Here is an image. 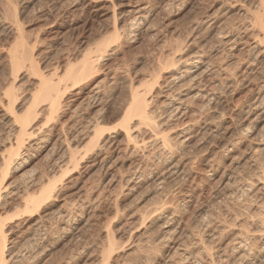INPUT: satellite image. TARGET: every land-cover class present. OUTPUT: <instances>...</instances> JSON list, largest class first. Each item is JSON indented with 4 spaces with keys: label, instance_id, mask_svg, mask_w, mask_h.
I'll use <instances>...</instances> for the list:
<instances>
[{
    "label": "rangeland",
    "instance_id": "obj_1",
    "mask_svg": "<svg viewBox=\"0 0 264 264\" xmlns=\"http://www.w3.org/2000/svg\"><path fill=\"white\" fill-rule=\"evenodd\" d=\"M260 1L261 0H0V154L3 151V144L7 137H9L13 128L10 120H6L8 116H4V114L8 112V103H6L7 101L4 93L10 92V94H12L13 101H15V104L12 103V106L16 108L15 112L22 114L26 111L25 109L28 107L27 104H30V102L27 101H30L32 95L40 89L41 76L57 83L59 80L63 83L70 82L65 76L66 70L70 66H74L75 68V66L78 65L76 68L78 69L82 64L85 54L95 57L104 53L102 55L104 56L102 57L103 59L100 57V62L95 68L96 71H94V75H92V77L91 75L90 77L88 76L87 78L89 79H85V81L84 79L80 81L75 90L73 88L69 90L68 88L66 89L71 83H61V85H59V88L61 86L62 90L59 109L51 115L52 117L49 118L50 120L46 119L48 125H45L49 128L44 126V128L46 127L44 129L45 132H49L50 130L54 131L50 143L46 145V147L43 146L41 140L45 132H41L37 136H34L35 139L33 138V140L30 141L32 147L29 149L30 152L28 151L27 153L30 159L24 170V179L30 180L32 176L36 177L39 176V174L40 176L49 175L50 179L52 177L55 178L53 181L57 188L56 192L58 193L55 194L56 198L54 197V199L46 201L43 204V210L40 209L38 212L30 215V217L25 214L14 216V213H18L15 211L5 213V215L7 214L6 216L3 215V218H7L5 223L9 226V228H7V233L9 232L8 234L10 235L7 236V240L14 239L15 243L12 244L10 243L11 240L8 241V248H11L10 250L13 251V253L16 252L17 255L21 256L20 261H18L19 264H97L100 263L102 258L100 255H103L105 252L104 250H106L104 247L107 246L108 249L111 243L114 245L112 264H117L119 262L122 264V260L125 259L124 262L127 264H132L141 259L142 261L145 259L147 261L146 264H152L154 262L156 264H164L169 254L171 256L170 252H173L172 250L174 247L176 248L179 244L188 248L194 246L189 247L188 245L190 242L191 245L193 244V238L188 236L189 227L187 225L190 224V228H192V225L197 226L198 223L196 222L197 219L199 220L198 216L202 212V216L204 215L203 217L208 219L207 222L211 219V221H213V219L218 217L217 221L214 220L215 223L213 221L214 224L211 223V231L213 234L217 233L216 235H218H215V240L211 238L208 241V244L210 243L211 245L210 247L214 249L212 253H217L219 256L225 255L223 253H229L223 256V258L228 260L224 264H230L232 262L231 259H234L232 263L235 262L236 257H234L235 254L232 248L234 247L233 237L244 227V224H246L245 226L247 227L250 226V219L253 215H248V212L252 210L251 212L255 214L260 202H264V196H262L264 193L262 190H257L252 194L255 198L250 195L247 197L249 198L248 201L247 198H240V202L239 200H227L223 193V187L230 177L231 179L228 185H230L231 190L234 191L236 189L238 190L242 185V181H244L243 178L246 180L245 177L248 178V175L258 174L256 173L258 170L252 169L255 168L253 164L251 165V163H253L252 160L254 161L256 159L255 162L259 160H262L261 163L264 162V157L261 159L258 157L257 159V156H251L250 146H247L250 144L246 139H243L242 142L240 140V143L237 142L235 146H230L231 148L229 147L228 149H226L225 145L230 141L232 135L236 131L235 129L238 123L243 122L248 124V120H250L248 119L250 116L247 114L248 107L253 105L255 99L260 97L262 99L264 97V44L262 43L263 45L261 47H255L254 45L257 40L255 37L259 34V30L256 29H260V24L256 22L255 26L254 17H256L258 12L254 14L253 11H257L256 9ZM256 5L257 7L255 9L254 7ZM133 6L140 8L145 7L144 9H146L145 11L148 13V18L145 19L143 25H140V27H129L133 17L135 18L136 16L134 15L136 13H134ZM129 10L131 13L128 14L127 12ZM252 23L254 24L253 26L251 25ZM254 39L256 40L254 41ZM103 42L110 48V51L107 49L108 53L102 51L101 53L98 51V45ZM179 50L181 51L179 52ZM12 52H17L19 55L24 52L26 55L30 56V61L14 69L9 56ZM168 54H170L169 56L172 54L170 59L173 58V55L175 57L179 55L178 57L184 58L183 60L198 56L202 58V61L208 65L211 72L202 76L201 80L204 84V92L207 95L208 92L212 93L215 89L213 92L216 91L217 96H220L217 99L219 103L215 101L218 104L215 106L213 105L214 109L210 108V106H206V98H200V100L197 99L189 103V105L191 104L188 108L190 112L186 113L185 117L183 116L178 120L172 119L170 123L169 121L166 122L164 126L165 129L170 130V134H173L185 128V124H187L186 126H191V123L196 121L197 123L194 122L193 126L195 127L194 130L198 133L196 135L197 137L192 140L190 147L186 149L185 152H180V154L176 155V162H180L178 170L180 173L178 174L177 172L173 174V176H170L175 179L168 177L167 180H165L166 182L162 184V182L159 181L164 177L162 174H165V169L162 165L164 162L162 161L166 160L167 155L159 156L156 147L150 144L147 145L150 147L152 146L151 148L144 146L141 149L139 148L141 151H138V149L137 151H133L134 153L130 151V145L126 142L120 123L125 114V108L123 109V107L127 105L128 99H131V95L129 94L131 92L130 88L135 86L134 88L141 87L140 89H144L147 87L145 89H148L152 80L158 77V84L154 85L150 94V97L153 96L154 102H151L149 107L152 106L150 109L156 112L154 114H160V104L164 100L162 94L166 90L164 84L168 76L165 70L162 71V68L166 64L165 61L169 60ZM210 63L211 66H209ZM223 81L227 82V85L221 86L222 84H226ZM207 86L209 88H206ZM212 87L213 89L210 90ZM218 87H220L219 91H217ZM80 90L82 95H76L75 93ZM94 91L96 92L95 94H93ZM90 97H92L93 100ZM6 105L7 110L5 109ZM201 112L203 114H201ZM41 115L42 116L37 120L39 124H42V122L45 123L44 116H46V114ZM46 118H48V116H46ZM190 119L194 121L191 122ZM92 120H99L100 122L98 123L103 126L102 133L95 135L94 138L96 139L101 136L103 138L115 137L116 143L114 147L109 151H101L99 158H97L95 162H93L92 157L84 158L83 161L80 160V156H78L79 164H72L69 162L70 165L67 163V167L64 165L62 168L64 170H56L55 165H57V162L63 158L62 156L64 153H68L67 150L69 149L66 150V148L71 146L72 148L70 149L72 150L75 146L78 148L76 150L74 148V150L76 152L79 150V152L82 153L80 150L82 147L75 145L76 143L71 140V137L77 129ZM44 123L42 125H44ZM198 124L200 127H196ZM167 125H170L167 127L168 129L166 128ZM216 125L220 126V134H222V136L219 135L217 139H213V136H211L213 133L210 131L214 129ZM169 128L174 129L171 131L172 129ZM203 131H206V134ZM201 132L203 134H200ZM208 134L209 136H207ZM144 137V133H141L138 140ZM65 138H67V140ZM67 144H69V147H66ZM64 149L66 152H64ZM183 153H185L188 158H185ZM179 155L184 158L181 159L182 157ZM250 156L253 158H251L252 160ZM156 159L160 160L159 162L157 160V162L160 167L162 166V169H159ZM248 161L251 163L249 164ZM186 164L188 165L186 166ZM237 165L240 166L239 169ZM245 166H247V168ZM132 167L135 169L138 167L137 169L139 172L137 169L134 171ZM53 168L55 169L54 171L58 172H55L57 174L53 173ZM184 168L185 170H183ZM252 170H255V172H251ZM132 171L136 172V180L134 181L132 179L135 178L133 176L135 173H131ZM181 171L183 172L181 173ZM137 175L142 177L138 178ZM176 175L177 177H175ZM232 176L238 177L234 178ZM130 177V181L125 179ZM167 182L168 186L166 184ZM223 183H225V185ZM128 184H131V188ZM161 189L163 191H161ZM219 193L223 195L221 196ZM96 197L97 200L95 199ZM261 197L263 200L256 199H261ZM222 198L224 199L223 201ZM88 199L89 202L86 203L85 201H88ZM92 200L95 202H92ZM245 200L247 202H245ZM249 201L253 203L250 204L248 203ZM166 202L169 205L166 204ZM90 203H93L92 206ZM164 203L166 206L170 207L173 205V208H181L182 206L181 209L185 217L183 216L181 220H176V223L173 222V225L168 218L165 219L166 221L154 225L153 219L155 217L153 215V210L157 206L165 205ZM75 204L77 205L75 206ZM225 204L228 206L227 208H225ZM255 205H257V207ZM87 206H89V208ZM183 207L186 209L185 212L187 214H185V209ZM232 207L236 209L234 208L233 211ZM248 207L252 209L250 210ZM214 209H216V212ZM244 209L248 212H245ZM235 210L238 211V213ZM60 213L62 214L61 217L63 216L65 218L67 215L73 218L74 216H78L79 218L82 213L84 221L82 224L83 227L80 225V229L73 231V235L72 233L63 234L64 231H62L61 227L63 220L59 217ZM143 213L147 216L143 217ZM215 213L218 216H216ZM235 213L237 216L232 215ZM241 213L245 214V216ZM43 214L44 216H41ZM65 214L67 215L64 216ZM212 216H216V218H212ZM88 217L90 218L89 220L86 219ZM244 217H247L246 220L249 217L248 223L245 222L246 220ZM136 218H138L137 220L140 221L141 224L143 222L145 224L143 223L141 226ZM142 218H145L144 221H142ZM37 219H42L44 223L46 222L45 225L44 223L41 224L43 226L40 228V232L37 231L40 237L42 236L44 239L36 237V240L38 239L39 241H36V243H38V245L41 244L40 247L44 244L45 248L43 247V250H45L43 251L41 248L43 251L40 250L42 256L41 253H39L40 255L34 259L33 257H28L31 251V246L29 244L34 245L36 243H29L27 241L32 238L31 235L36 231L35 229L37 227H35V222L38 221ZM60 219L61 221H59ZM189 219L190 221L192 220L191 223ZM219 219L221 220L219 221ZM233 219L235 222H232ZM237 219L238 221H236ZM25 220L27 221L25 222ZM47 220L49 221L48 223ZM224 220L228 221L225 222ZM168 221L169 224L167 225L169 226L166 229L168 230L173 227L170 229L171 233L168 234L163 231L160 233V230L163 228L162 226ZM185 221L187 223L186 225L184 224V226L185 228L188 227L186 228L187 231L183 226ZM218 221L220 223L224 222L223 224L226 227ZM148 222L151 223V225ZM227 222H232V224L230 223V226H228L229 223ZM178 223L180 225H178ZM19 224L22 229H20ZM15 225H17V229H15ZM49 225H52V229L49 228ZM57 225L59 227L58 229ZM31 226L33 227L31 228ZM178 226L180 227L178 228ZM136 227L137 229L135 231L132 230V228L134 229ZM157 227H161V229ZM202 227L204 228V226ZM28 228L30 230H28ZM53 228H55V230ZM155 228L158 230L155 231ZM142 230H146L147 232H143ZM181 230H185V233H182ZM51 232H54L53 236L50 235ZM152 232H155V234L157 232L156 236ZM106 233H109L108 235H110L111 238L105 236ZM144 233L151 236L148 237L144 235ZM183 234H185V237ZM46 235H48V237ZM178 235H181L183 239H180L182 237ZM138 236H140L139 240ZM132 237L135 239L134 241H136L137 245H135ZM218 237L220 242L217 241L219 240L217 239ZM108 238H110V241H108ZM140 238L143 239V241ZM144 239L146 241H144ZM227 239H231L233 242L231 241L229 243ZM147 240L154 242V246L153 243L149 245ZM182 241L188 243L184 244ZM47 242L50 247H47ZM258 242L259 246H261L260 241ZM169 243L171 246L168 245ZM138 245H142L145 251L143 252V250H141L142 246H140V249H138L141 250V252H138L139 250L136 247ZM225 245H227V249ZM146 246H152L153 248L150 249L148 247L149 249H147ZM158 246L161 247L158 248ZM222 247H225V250H223ZM163 253L166 254L164 255ZM150 254L153 255L151 256ZM158 254L162 259L159 258L160 256H157ZM125 255L128 257H125ZM129 257L131 259H129ZM92 261L96 262L93 263ZM15 264L18 263L16 262Z\"/></svg>",
    "mask_w": 264,
    "mask_h": 264
},
{
    "label": "bare ground",
    "instance_id": "obj_2",
    "mask_svg": "<svg viewBox=\"0 0 264 264\" xmlns=\"http://www.w3.org/2000/svg\"><path fill=\"white\" fill-rule=\"evenodd\" d=\"M259 3V2H258ZM257 3V4H258ZM134 7V6H133ZM257 5L254 7L256 9ZM145 8V7H144ZM144 8H140V7H134V15L135 18L133 17L132 19V22L129 24L130 26L129 27H137L140 25H143L144 21L146 18H148L147 14L146 13V9ZM254 9V10H255ZM132 10V9H131ZM257 11H253V13L255 14V12L257 13L256 17H254V21H255V26H256V22L260 24V29H256V30H259V34H257V37H255L256 39H254L255 43V47H258V46H262L264 44V0H261L260 3H259V6L257 7L256 9ZM248 12V11H247ZM125 13V12H124ZM128 14L131 13V11L129 10L127 12ZM249 15V12L247 13ZM253 14V15H254ZM252 16V15H251ZM255 16V15H254ZM253 18V17H252ZM251 24L252 26L254 24ZM254 26V28H255ZM138 27V28H139ZM257 28V27H256ZM129 30V29H128ZM131 30V29H130ZM255 31V29H254ZM131 32V31H129ZM256 32V31H255ZM108 41V40H107ZM109 42V41H108ZM263 43V44H262ZM98 51L99 52H106L108 53V50L110 49L109 46L106 44V43H101L100 45H98ZM108 47V48H107ZM111 47V46H110ZM108 49V50H107ZM24 50V49H23ZM110 51V50H109ZM178 51V50H177ZM181 50H179L180 52ZM101 52V53H102ZM262 53V52H261ZM11 54V55H10ZM9 56H10V62L13 64L12 66H14L13 68L15 69L18 68L19 66H21V64L25 63V62H29L30 61V56L29 55H26L24 52L21 53L20 55L17 53V52H12L10 53ZM104 53H102L101 55H97V56H88L87 54H85V56H83V61H82V64L81 66L77 68V66H70L67 70H66V73H65V76L66 78H68L67 80L70 81V82H60V80L57 82H53L52 80H48L44 77H40V89H38V91L32 95L30 101H27V102H30V104L28 105L27 104V108L25 109L26 111L22 114L20 113H17L15 112V109L16 108H13V104H15V101H13V97H12V94H10V92H6L4 93L5 94V98H6V103H8V110L6 109L7 108V105L5 107V109L8 111L7 114H4V116H8V119L6 120H10L11 122V125H12V132L10 133L9 137H7L6 141L4 142V146H2V152L0 154V264H15L16 262L19 264L18 261H20V258L21 256L20 255H17L16 252L13 253V251H11L10 249L11 248H8V241H10V237L9 239L10 240H7V236L10 235L7 233V228H9V226L5 223L6 222V219L5 217L3 218V215H5V213H8V212H18L17 214L14 213V216H20L19 214H25L26 216L29 215H33L34 213L38 212L40 209L43 210V204L46 202V201H50L51 199H54L55 197V194H57L58 192H56V186H55V183H54V179L55 178H51L48 176H36V177H31L30 180H25L24 179V170L26 168V166L28 165L29 163V155H27L29 149H31L32 147V144L30 145V141L33 140V138L35 139L34 136H37L38 134H40L41 132H45V128L47 127V123L46 121L47 120H50L49 118L52 117L51 115L53 113H55L58 109H59V104H60V94L61 93V86L59 88V85H61V83L63 84H66V83H71V85L69 84V87H66V89L68 88L71 89L73 88L75 90V88H77L78 86V83L80 81H82L84 79H89L87 78L88 76L92 77V75H94V71H96V66H98L97 64L100 62V57H104L102 56ZM175 54V53H174ZM91 55V54H90ZM170 54H168L169 56ZM167 56V57H168ZM172 56V54H171ZM169 56V60L168 61H165L166 64L165 66L163 67L162 65V71H166V74L168 75L167 76V80L165 82V88L166 90L163 92L162 94V97L164 98L163 102L160 104L161 106V110H160V114L159 115H156L154 113V111H152L150 108L152 107H149L150 106V103L151 102H154L153 100V96L150 97V94H151V91H152V88L154 87V85H157L158 84V76H155V77H158V78H155L153 79L152 77V83L150 84L149 88L151 89H145L147 87H143L144 89H140L138 87L134 88L135 86H132L130 89H131V92L129 93L131 95V99H128V103L125 107H123V109L125 108V111H124V116L122 118V121L120 123V127H121V130L122 132L124 133V136H125V139H126V142L128 143V145H130V151H141L139 150V148L141 149L142 147L146 146V147H150L148 146L149 144L150 145H154V147H156L157 151L160 153H158V155H162V156H166L167 155V158L165 161H162L164 162L163 167L165 169V174H162L164 175V177L161 178V180H159L160 182H162V184H164L163 182H166L165 180H167L168 177L170 176H173V174L177 173L178 170H179V164L180 162L178 161V158H177V161L176 162V155L180 154V152H185L186 149H188L190 147V144L192 142V140L194 138H196L197 136V133L196 130H194V126H193V123L196 122L192 119H190L191 122V126H186L187 124L184 125L185 128H183L181 131H176L177 133H171L170 134V130H166L165 129V125H166V122L169 121L170 123V120H174V119H179L181 117H185L186 113L190 112L188 111V108L189 106H191V104L189 105V103H191L192 101L194 100H197L200 98H206V106H210V108H213V105L215 106L216 104H218L219 102L217 101L218 97L220 96H217L216 94V91L212 93H209L206 95V93L204 92V84H203V81L201 80L202 79V76H204V74L207 75L208 72H210L209 70V67L208 65H206L204 63V61H202V58H200L199 56L198 57H194V58H190L188 60H183L184 58L182 57H175L173 55V58L170 59ZM181 56V55H180ZM103 59V58H102ZM10 63V64H11ZM164 64V63H163ZM209 66H211V63L209 64ZM161 67V66H160ZM211 68V67H210ZM214 70V69H213ZM160 71V70H159ZM215 71V70H214ZM217 72V71H215ZM219 72V71H218ZM211 73V72H210ZM213 73V72H212ZM216 74V73H215ZM157 75V74H156ZM65 78V79H66ZM226 79V78H224ZM63 80V79H62ZM65 81V80H63ZM219 81V80H218ZM151 82V81H150ZM222 82V80H221ZM221 82H218V83H221ZM225 82V81H223ZM60 83V84H59ZM226 84H222L221 86L223 85H227V82H225ZM218 85V84H217ZM64 86V85H63ZM67 86V85H66ZM71 86V87H70ZM213 86V85H212ZM220 86V87H221ZM65 87V86H64ZM214 87V86H213ZM213 87L210 89L212 90ZM218 87V90L219 91V88ZM225 87V86H224ZM63 88V87H62ZM81 88V86H80ZM134 88V89H132ZM206 88H209L208 86ZM215 88V87H214ZM65 89V90H66ZM223 89V87H222ZM67 90V91H68ZM79 90V89H78ZM221 90V89H220ZM8 91V90H7ZM66 91V92H67ZM93 91V90H92ZM98 91V90H97ZM209 91V90H208ZM207 92V91H206ZM96 92L94 91L93 94H95ZM98 93V92H97ZM218 93V92H217ZM3 94V95H4ZM76 95L80 96L82 95L81 93V90L77 93H75ZM129 95V96H130ZM95 96V95H94ZM93 96V97H94ZM97 96V95H96ZM77 97V96H76ZM263 97V96H262ZM82 98V97H80ZM92 100L93 98L90 97ZM257 98V97H256ZM264 98V97H263ZM262 98V99H263ZM84 99V98H83ZM261 97L260 98H257L253 101V105H251V107L249 106L248 107V111H247V114L250 116V118H247L250 119L248 120V124L246 123H243V122H240L237 124L236 126V131L234 132V134L232 135L231 139L229 142H227L226 145V149H228L230 146L233 147L235 146V144L237 142L240 143V140L242 142L243 139H246L250 145H247V146H250V151H251V156L254 157V156H257V159L258 157L261 159L264 157V99L262 100ZM85 100V99H84ZM130 100V101H129ZM90 101V99H89ZM98 101V100H97ZM215 101H217L218 103H216ZM94 102V101H93ZM126 102V101H125ZM252 102V101H251ZM5 103V102H4ZM122 103V102H121ZM205 103V102H204ZM123 105V106H124ZM15 107V106H14ZM217 107V106H216ZM204 108V107H203ZM207 108V107H206ZM208 108V109H210ZM154 109V108H153ZM198 109V108H197ZM216 109V108H215ZM157 110V109H156ZM199 110V109H198ZM217 110V109H216ZM158 111V110H157ZM200 111H201V108H200ZM212 111V110H211ZM159 112V111H158ZM196 112V111H195ZM213 112V111H212ZM218 112V111H217ZM41 114H46V116H48V118H46V116H44L45 118V123L42 122V124L44 123V125H42L41 123L39 124L37 122L38 118L41 117L42 115ZM199 114V113H197ZM201 114H203L201 112ZM189 115V114H188ZM187 115V116H188ZM200 115V114H199ZM218 115V114H217ZM96 117V116H95ZM203 117V116H202ZM7 118V117H6ZM97 118V117H96ZM94 118V119H96ZM99 118V117H98ZM218 118V116H217ZM222 118V117H221ZM47 119V120H46ZM195 119V118H194ZM215 119V118H214ZM213 119V120H214ZM219 119V118H218ZM221 120V119H220ZM219 121V120H218ZM8 122V121H7ZM98 122H100L99 120H95V121H88L86 123V125L82 126L81 128L77 129L76 132H74V135L71 137V140L73 142H75L76 144L75 145H78L79 147H82L80 150L82 151V153L79 152V150H77V152L75 151L77 148L74 146V148L71 150L70 148H72L71 146L69 147L67 144L66 147H69V148H66L69 149L67 150L68 153H62V159L57 162V165L56 166V170H64L62 169L64 167V165L67 167V163L70 165V163H75V164H79L78 161L79 159L80 160H83L84 158L86 159L87 157H92L93 158V162L97 161V158H99V155L101 153V151H109L111 148L114 147V144L116 143V139L115 137H110V138H103L102 136L101 137H97L99 139H95L94 136L99 134V133H102L103 131V126H101V124H99ZM168 123V124H169ZM197 123V122H196ZM199 123V122H198ZM220 123V122H219ZM9 124V122H8ZM47 124V125H45ZM200 124V123H199ZM196 125L197 126H199ZM214 124V123H213ZM216 124V122H215ZM218 124V123H217ZM222 124V123H221ZM220 124V126H221ZM210 125V124H209ZM44 126H46L44 128ZM170 126V125H169ZM168 125L166 126L169 127ZM183 126V125H182ZM208 126V125H207ZM219 125H216L214 127V129H212L210 132L213 133V139H217V137L219 135L222 136V134H220V126L218 127ZM172 127V126H171ZM200 127V126H199ZM224 127V126H223ZM234 127V126H233ZM49 128V127H47ZM207 128V127H206ZM210 128V127H208ZM168 129V128H167ZM169 129H172V128H169ZM174 129V128H173ZM173 129L171 131H173ZM198 129V128H197ZM202 129V128H200ZM199 129V130H200ZM205 129V128H204ZM224 129V128H223ZM64 130V129H63ZM198 130V131H199ZM226 130V129H225ZM61 131V130H60ZM234 131V130H233ZM59 132V131H58ZM204 133L206 131H203ZM232 132V131H231ZM53 133L54 131L50 130L49 132H45V135L43 136L42 138V142H43V146L46 147V145H48L51 141V138L53 136ZM141 133H144L145 137L144 138H141V140H138L139 137H140V134ZM209 133V132H208ZM226 133V132H225ZM57 134V133H56ZM200 134H203L202 132ZM206 134V133H205ZM211 134V133H209ZM209 134L207 136H209ZM65 135V133H64ZM230 135V136H231ZM99 136V135H98ZM202 136V135H201ZM229 136V135H228ZM200 137V136H199ZM206 137V136H205ZM95 139V141L93 142V140ZM202 138V137H201ZM204 138V137H203ZM221 138V137H220ZM39 139V138H38ZM67 140V138H65ZM39 140V142H40ZM203 140V139H202ZM220 140V139H218ZM196 141V140H195ZM216 141V140H215ZM245 141V140H244ZM2 142V141H1ZM72 142V143H73ZM194 142V141H193ZM211 142V141H210ZM213 142V140H212ZM246 142V141H245ZM67 143V142H66ZM216 143V142H215ZM226 143V142H225ZM36 144V143H35ZM38 144V143H37ZM148 144V145H147ZM242 144V143H241ZM248 144V143H247ZM71 145V143H70ZM238 145V144H237ZM236 145V146H237ZM152 147V146H151ZM150 147V148H151ZM192 147V146H191ZM225 147V146H224ZM230 147V148H231ZM235 148V147H234ZM84 149V151H83ZM155 149V148H153ZM224 149V148H223ZM65 150V149H64ZM66 150L64 152H66ZM75 152H74V151ZM247 150V149H246ZM70 151V152H69ZM104 151V152H105ZM188 151V150H187ZM30 152V151H29ZM227 152V151H226ZM134 153V152H133ZM157 153V152H156ZM165 154V155H163ZM185 156V158H188L186 157L185 153H183ZM189 154H190V151H189ZM188 154V155H189ZM247 154V153H246ZM250 154V153H249ZM157 155V156H158ZM187 155V156H188ZM244 155V154H243ZM78 156H80V158L78 159ZM161 156V157H162ZM180 156V155H179ZM250 156V159L252 158ZM156 157V156H155ZM182 157V156H180ZM243 157V156H242ZM245 157V155H244ZM61 158V157H60ZM159 158V157H157ZM184 157H182L181 159H183ZM248 158V157H247ZM256 158V157H255ZM254 158V159H255ZM89 159V158H88ZM105 159V158H104ZM107 159V158H106ZM190 159V158H189ZM253 159V158H252ZM251 159V160H252ZM264 159V158H263ZM100 160V159H99ZM158 159H156V162H157ZM163 160V158H162ZM84 161V160H83ZM81 161V162H83ZM101 161V160H100ZM104 161V160H103ZM160 160H158L159 162ZM181 161V160H180ZM184 161V160H183ZM186 161V160H185ZM244 161V160H243ZM256 159L251 163L249 162V164L251 163V165L253 164V166L255 168H252V169H256V171L258 170V174H255V175H248L249 177H245L244 175H241L243 177L246 178V180L243 178L244 181H242V185L238 188V190H231V186L228 185V182L229 180L231 179V177L229 179H227V183L225 185V183H223L224 187H223V193L226 197L227 200H233V201H238L240 202L241 199H246L248 196L252 195L255 191H260L262 190L263 193H264V162L258 164V162H255ZM264 161V160H263ZM70 162V163H69ZM157 162V163H158ZM246 162V161H245ZM98 163V162H97ZM100 163V162H99ZM182 163V162H181ZM187 163V161H186ZM238 163V162H236ZM240 163V162H239ZM56 164V162H55ZM92 164V163H91ZM160 164V165H161ZM54 165V164H53ZM92 165H95V164H92ZM184 165V164H182ZM188 164H186L187 166ZM240 165V164H239ZM246 165V164H245ZM77 166V165H75ZM158 166H159V163H158ZM157 166V168H158ZM238 166V165H237ZM236 166V168H237ZM241 166V165H240ZM238 166V169L239 167ZM249 166V165H247ZM247 166H245L247 168ZM54 167V166H53ZM65 167V168H66ZM91 167V166H90ZM136 167V166H135ZM162 167V166H161ZM159 166V169L161 168ZM92 168V167H91ZM138 168V167H137ZM136 168V169H137ZM156 168V167H155ZM183 168V167H182ZM242 168V167H241ZM67 169V168H66ZM132 169H134V171L136 170L135 168L132 167ZM131 169V170H132ZM162 169V168H161ZM187 169V168H186ZM51 170V169H50ZM55 169L53 168V171ZM138 170V169H137ZM156 170V169H155ZM185 170V168L183 169ZM163 171V170H162ZM235 171V170H233ZM247 171V170H246ZM51 172V171H50ZM57 171H54L53 173H55ZM139 172V170H138ZM159 172V171H158ZM164 172V171H163ZM162 172V173H163ZM183 171H181L182 173ZM251 172H255V170L251 171ZM49 173V171H48ZM58 173V172H57ZM55 173V174H57ZM131 173H135L133 176L135 177L134 179H132L133 181L136 180V172H131ZM180 173V171L178 172V174ZM232 173V172H231ZM150 174V173H149ZM153 174V173H152ZM235 174V173H234ZM245 174V173H244ZM143 175V174H141ZM161 175V176H162ZM232 175V174H231ZM240 175V174H239ZM17 176V177H16ZM55 176V175H54ZM131 176V175H130ZM140 176V175H139ZM137 175L138 178H141L142 176L139 177ZM144 176V175H143ZM147 176V175H146ZM152 176V175H151ZM156 176V175H154ZM160 176V175H159ZM247 176V175H246ZM16 177V178H15ZM177 177V175L175 176ZM234 177V176H232ZM236 178L238 176H235ZM234 177V178H235ZM133 178V177H132ZM144 178V177H143ZM171 178V177H170ZM72 179V178H71ZM78 179V178H77ZM76 179V180H77ZM125 179H128L130 181L131 177L130 178H125ZM160 179V178H159ZM171 179H175L174 177L171 178ZM242 179V178H241ZM123 180V179H121ZM131 180V182H132ZM143 180V179H142ZM141 180V181H142ZM127 181V180H126ZM128 181V182H129ZM138 181V180H137ZM234 181V180H233ZM125 182V180H124ZM130 182V183H131ZM172 182V181H171ZM170 182V183H171ZM135 183V182H134ZM133 183V184H134ZM235 183V182H234ZM127 184V183H126ZM161 184V183H160ZM159 184V185H160ZM167 186H168V182L166 183ZM236 184V183H235ZM129 185V184H128ZM131 185V184H130ZM129 185V186H130ZM138 185V184H136ZM170 185V184H169ZM233 185V183H232ZM238 185V184H236ZM134 186V185H133ZM163 186V185H161ZM237 187V186H236ZM131 188V186H130ZM167 188V187H166ZM170 188V187H169ZM163 189V188H162ZM161 189V191H163ZM222 189V188H220ZM235 189V188H234ZM133 190V189H131ZM135 190V188H134ZM58 191V190H57ZM261 191V193H262ZM167 192V191H166ZM169 192V190H168ZM167 192V194H168ZM222 193V191H221ZM160 194V193H159ZM220 194V193H219ZM221 195V194H220ZM223 195V194H222ZM221 195V196H222ZM261 195V194H260ZM92 196V195H91ZM99 196V195H98ZM164 196V195H163ZM254 195H252L253 197ZM257 196V195H256ZM264 196V194L262 195ZM258 197V196H257ZM56 198V197H55ZM89 198V196H88ZM241 198V199H240ZM255 198V196L253 197ZM91 199V198H90ZM97 200V197L95 198ZM94 199V200H95ZM249 198H247V201H248ZM257 200H263L262 197L261 199H258L256 198ZM95 200V201H96ZM166 200V199H165ZM224 199L222 198V201ZM251 200V199H250ZM83 201V200H82ZM81 201V203H82ZM92 200V202H95ZM167 201V200H166ZM220 201V202H222ZM245 200V202H247ZM86 203L89 202V199L88 201H85ZM84 202V203H85ZM91 202V201H90ZM164 202V200H163ZM244 202V201H243ZM260 202V201H259ZM263 202V201H262ZM85 203V204H86ZM224 203V202H222ZM227 203V202H226ZM236 203V202H235ZM234 203V204H235ZM242 203V201H241ZM240 203V205H241ZM248 203H253L252 201L248 202ZM54 204V203H53ZM93 204V203H92ZM92 204L90 203V205L92 206ZM165 204V203H164ZM166 204H168L166 202ZM165 205H160V206H157L155 207V209L153 210V215H154V219H153V223L154 225L156 224H159L161 223L162 221H166L165 219H169L170 222H172V225H173V222L176 223L175 221L176 220H181L182 217L184 216V213H183V210L181 208H173L174 206L172 205V207L170 206H166ZM221 204V203H220ZM228 204L230 205V203L228 202ZM233 204V202H232ZM255 204H256V201H255ZM77 204H75L76 206ZM83 205V204H82ZM89 205V204H88ZM156 205V204H155ZM169 205V204H168ZM239 205V204H238ZM248 205V204H246ZM245 205V206H246ZM258 205V204H257ZM257 205H255L257 207ZM45 206V205H44ZM74 206V208H75ZM81 206V205H80ZM79 206V207H80ZM177 206V205H176ZM179 206V205H178ZM226 206V204H225ZM254 206V205H253ZM89 208V206H87ZM220 207V206H219ZM224 207V206H223ZM228 206H226L225 208H227ZM238 207V206H237ZM58 208V206H57ZM60 208V207H59ZM73 208V207H72ZM70 208V209H72ZM184 208V207H183ZM224 208V209H225ZM233 208V207H232ZM235 208V207H234ZM234 208H233V211H234ZM242 208V206H241ZM250 210L252 209L251 207H248ZM17 209V210H15ZM69 209V211H70ZM185 209V208H184ZM229 209V208H228ZM236 209V208H235ZM20 210V211H18ZM61 210V209H60ZM80 210V208H79ZM77 210V211H79ZM82 210V208H81ZM216 209H214L215 211ZM218 210V209H217ZM223 210V208H222ZM221 210V211H222ZM227 210V209H225ZM230 210V209H229ZM239 210V209H238ZM242 210V209H241ZM245 210V209H244ZM249 210V211H250ZM256 210V209H255ZM254 210V211H255ZM55 211V210H54ZM65 211V210H64ZM74 211V209H73ZM76 211V210H75ZM149 211V209H148ZM186 211V209L184 210V212ZM195 211V210H193ZM206 211V210H205ZM208 211V210H207ZM213 211V212H214ZM220 211V210H219ZM218 211V212H219ZM236 211V210H235ZM247 210H245L246 212ZM252 211V210H251ZM250 211V212H251ZM71 212V211H70ZM82 212V211H81ZM144 212V211H143ZM200 212V211H198ZM212 212V211H211ZM216 212V211H215ZM223 212V211H222ZM238 213V211H236ZM248 212V211H247ZM248 212L249 214L248 215H253L251 217V224L250 226H245L246 224H244V227H242L241 225V229L237 232L236 236L233 237V241H234V247H231L233 248V253L235 254L234 257H236L235 259V262H233V260L231 259V263L232 264H264V202L261 203L260 202V205H258L257 207V212L255 211V214H253L254 212ZM67 213V212H66ZM76 213V212H75ZM80 213V212H79ZM78 213V215H79ZM85 213V212H84ZM149 213V212H148ZM190 213V212H189ZM201 213V212H200ZM203 213V212H202ZM202 213L198 216L199 220L197 219V226H191L192 228H190V224L187 225L189 227V237H192V242L193 244L191 245L190 243L188 244L189 247L190 246H193L192 248H188L186 246H183V245H180L177 246L176 248L174 247L173 248V252H170L171 253V256L169 254V257H165L167 259L166 264H201V263H206V264H224L226 261H228L227 259L223 258V256H225L226 254H229V253H223L225 255L223 256H219L217 253L216 254H213L212 251H214V249L212 247H210V243L208 244V241L212 238L213 240H215V235L217 234H213V232L211 231V223H213L214 220H218V217L216 218V213L215 215L216 216H212V218H216V219H213V221L206 219L202 216ZM228 213V212H227ZM226 213V214H227ZM52 214V213H51ZM72 214V212H71ZM147 214V213H146ZM185 214H187L185 212ZM197 214V213H196ZM210 214V212H209ZM218 214V213H217ZM221 214V213H220ZM240 214V213H239ZM243 214V213H241ZM49 215V214H47ZM54 215V214H53ZM61 213H60V216L61 217ZM67 214H65L64 216H66ZM70 215V213H69ZM84 215V214H83ZM128 215V214H127ZM138 215V214H137ZM142 215V214H140ZM189 215V214H188ZM213 215V214H212ZM229 215V214H228ZM232 215H236L235 214H232ZM245 216V214H243ZM241 215V216H243ZM25 216V217H26ZM41 216H44L41 215ZM68 216V215H67ZM66 218L65 217H61L63 222H62V231L63 234L64 233H72L73 235V231H76L77 229H80V225L83 227V216H82V213L80 214L79 218L78 216H74L71 217V216H68ZM88 216V215H87ZM134 216V215H133ZM144 216H147V215H144L143 213V217ZM151 216V215H150ZM197 216V215H196ZM206 216V214H205ZM210 216V215H209ZM237 216V215H236ZM240 216V215H239ZM247 216V215H246ZM50 217V216H49ZM185 217V216H184ZM189 217V216H187ZM194 217V216H193ZM208 217V216H207ZM224 217V216H223ZM230 217V216H229ZM16 218V217H15ZM35 218V217H34ZM43 218V217H42ZM57 218V217H56ZM139 218V217H138ZM136 218V220L138 219ZM141 218V216H140ZM139 218V220H140ZM211 218V217H210ZM209 218V219H210ZM222 218V217H221ZM226 218V216H225ZM236 218V217H235ZM238 219H240L239 217H237ZM243 218V217H242ZM245 218V217H244ZM247 218V217H246ZM245 218V220H246ZM18 219V217H17ZM53 219V218H52ZM51 219V220H52ZM58 219V218H57ZM56 219V220H57ZM86 219H90L89 217L86 218ZM144 221L145 218H142ZM193 219V218H192ZM224 219V218H223ZM228 219V218H227ZM238 219L236 221H238ZM249 219V217H248ZM248 219L245 221L247 222ZM38 220V219H37ZM56 220H53L54 222ZM150 220V219H149ZM186 220V218H185ZM188 220V219H187ZM221 219H219L220 221ZM244 220V219H243ZM17 221V220H16ZM19 221V220H18ZM27 220H25L26 222ZM61 221V219L59 220ZM147 221V219H146ZM145 221V222H146ZM169 221L164 223V225L162 226V230H160L162 233V231L165 233L167 232L168 234L171 233V230L172 228L168 229L170 231H168L166 228L169 226L167 224H169ZM183 221V220H182ZM190 221V219H189ZM192 221V220H191ZM190 221V223H191ZM218 221V222H219ZM225 222L228 221V220H224ZM241 221V220H239ZM14 222V221H13ZM49 221L47 220V223ZM57 222V221H56ZM137 222L139 223L140 221L137 220ZM178 222V221H177ZM232 222H235V220L233 219ZM232 222H227L229 223L228 226H230V223L232 224ZM244 222V223H245ZM43 220L40 219L38 220L37 222H35V227H37L35 230V233H33L31 235V239L27 242L29 243H32V242H35L38 241V239L36 240V237L40 238V239H44L42 236V238L40 237L39 233L37 231L40 232V228L43 226L41 224H43ZM137 223V224H138ZM144 223V222H143ZM142 223V224H143ZM149 223V222H148ZM186 221L183 223V226L184 224L186 225ZM189 223V222H188ZM194 223V222H193ZM206 223V224H205ZM215 223V221H214ZM213 223V224H214ZM220 223V222H219ZM224 223V222H223ZM222 222L220 224L224 225ZM240 223V222H239ZM238 223V224H239ZM248 223V222H247ZM46 224V222L44 223V225ZM50 224V223H49ZM52 224V223H51ZM58 224V223H57ZM60 224V223H59ZM141 224V222L139 223ZM141 224V226H142ZM145 224V223H144ZM151 225V223H149ZM148 224V225H149ZM182 224V223H181ZM226 224V223H225ZM237 224V225H238ZM242 224V223H241ZM20 225V224H19ZM56 225V224H55ZM89 225V224H88ZM171 225V224H170ZM178 225H180L178 223ZM196 225V224H195ZM227 225V224H226ZM234 225V224H233ZM249 225V224H247ZM15 229H17V225H15ZM50 226V225H49ZM48 226V227H49ZM52 226V225H51ZM49 227L50 229H52V227ZM60 226V225H59ZM138 226V225H137ZM204 226V228L202 227ZM221 226V225H220ZM33 226H31L32 228ZM34 227V228H35ZM54 227V225H53ZM79 227V228H78ZM140 227V226H139ZM176 227V226H175ZM180 226H178L179 228ZM186 227V228H188ZM215 227V226H214ZM218 227V226H217ZM224 227H226L224 225ZM236 227V226H234ZM19 228V227H18ZM24 228V226H23ZM30 228V227H29ZM28 228V230H30ZM45 228V227H44ZM58 225H57V229H58ZM147 228V227H146ZM150 228V227H149ZM158 229H161V227H157ZM185 228V226H184ZM185 228V229H186ZM216 228V227H215ZM240 228V227H238ZM20 229L21 228V225H20ZM19 229V230H20ZM55 230V228H53ZM136 228H132V230H136ZM156 229V228H155ZM158 229H156L155 231H157ZM164 229V230H163ZM167 231H166V230ZM224 229V228H223ZM221 229V230H223ZM33 230V229H31ZM45 230V229H44ZM60 230V229H59ZM153 230V229H152ZM175 230V229H174ZM183 230V229H182ZM181 230V231H182ZM15 231V230H14ZM53 231V230H52ZM57 231V230H56ZM61 231V230H60ZM143 232L146 231V230H142ZM185 231V230H184ZM182 231V233L184 232ZM187 231V229H186ZM229 231V230H228ZM12 232H13V229H12ZM11 232V233H12ZM18 232V231H17ZM31 232V231H29ZM46 232V231H45ZM58 232V231H57ZM107 232V231H106ZM147 232V231H146ZM145 232V233H146ZM151 232V231H150ZM149 232V233H150ZM175 232V231H174ZM173 232V233H174ZM216 232V231H214ZM222 232V231H221ZM227 232V231H226ZM22 233V232H21ZM144 233V235H146ZM153 233V232H152ZM185 233V232H184ZM46 234V233H45ZM76 234V233H75ZM109 233H106L105 236H109L108 235ZM143 234V233H142ZM155 236L157 234H155V232L153 233ZM187 234V232H186ZM205 234V236H204ZM20 235V234H19ZM30 235V234H29ZM50 235H54V232H51ZM132 235V234H131ZM162 235V234H161ZM177 235V233H176ZM175 235V237H176ZM182 235V234H181ZM181 235H178V236H181ZM184 237H185V234H183ZM221 235V233H220ZM226 235V234H225ZM233 235V234H232ZM48 237V235H46ZM136 236V235H135ZM146 236H151V235H146ZM171 236V235H170ZM169 236L170 240H171V237ZM187 236V235H186ZM187 236V237H188ZM207 236V237H206ZM218 236V235H216ZM68 237V236H67ZM75 237V236H74ZM105 237V238H107ZM139 237L138 236V240H139ZM182 237V236H181ZM206 237V239H205ZM223 237V235H222ZM51 238V237H50ZM53 238V237H52ZM111 238V237H110ZM110 238H108V241H110ZM143 238V236H142ZM161 238H164V237H161ZM179 238V237H178ZM232 238V237H231ZM39 239V240H40ZM57 239V238H56ZM133 239V237H132ZM141 239V238H140ZM149 239V238H148ZM151 239V238H150ZM180 239H183L180 238ZM186 239V238H185ZM184 239V241H185ZM188 239V238H187ZM219 239V237L217 238ZM18 240V239H17ZM58 240V239H57ZM107 240V239H106ZM135 239H133L134 241ZM137 240V241H138ZM143 241V239H141ZM156 240V238H155ZM154 240V241H155ZM160 240V239H159ZM162 240V239H161ZM173 240V239H172ZM179 240V239H178ZM194 240V241H193ZM228 240V239H227ZM45 241V240H43ZM130 241V239H129ZM141 241V242H142ZM144 241H146L144 239ZM153 241V239H152ZM182 241V242H184ZM187 241V240H186ZM189 241V240H188ZM191 241V240H190ZM220 242V239L217 240ZM229 243L232 241L231 239L228 240ZM232 241V242H233ZM260 241V245L259 246V242ZM39 242V241H38ZM42 242V241H41ZM40 242V243H41ZM49 242V240H48ZM47 242V243H48ZM135 242V245L136 244V241ZM133 242V243H134ZM151 240H147V243L149 245H151L153 243V246H154V242H151ZM156 242V241H155ZM163 242V241H162ZM169 242V241H168ZM177 242V241H176ZM181 242V241H180ZM10 243L12 244H15L14 243V239H12L10 241ZM109 243V242H108ZM139 243V242H138ZM146 243V244H147ZM158 243V241H157ZM161 243V242H160ZM174 243V242H173ZM178 243V242H177ZM188 243V242H186ZM184 242V244H186ZM213 243V242H212ZM211 243V244H212ZM25 244V242H24ZM132 244V243H130ZM143 244V242H142ZM145 244V243H144ZM176 244V243H175ZM182 244V243H181ZM216 244V243H215ZM214 244V245H215ZM31 251H30V256L28 254V257H33L34 259L36 257H38L41 253V256H42V252L45 250H43V247H44V244L43 246L40 247L41 244L38 245V243L34 244V245H31ZM47 245V244H46ZM108 245V244H107ZM126 245V243H125ZM167 245V244H166ZM170 245V243L168 244ZM218 245V244H217ZM220 245V244H219ZM228 245V244H227ZM225 245V247L227 246ZM11 246V245H10ZM14 246V245H13ZM124 246V245H123ZM134 246V245H133ZM142 246V245H138L136 246L137 249ZM171 246V245H170ZM213 246V245H212ZM12 247V246H11ZM24 247V245H23ZM28 247V246H27ZM47 247H50L49 243H48V246ZM114 245L113 243L110 244L109 248L107 249V246L104 247L106 250H104L103 252V255H100L102 258L100 260V263H97V264H112V259H113V256H114V249H113ZM145 247V246H144ZM147 247V246H146ZM149 247V246H148ZM147 249H151L153 248L152 246L149 247ZM161 247V246H160ZM158 246V248H160ZM214 247V246H213ZM220 247V246H219ZM225 247L223 248V250H225ZM13 248H16V247H13ZM29 248V247H28ZM42 248V250H41ZM45 248V247H44ZM216 248V246H215ZM122 249V248H121ZM133 249V248H132ZM140 249V248H139ZM138 249V250H139ZM145 248H141V250H143ZM227 249V247H226ZM16 250V249H15ZM26 250V248H25ZM40 250L42 252H40ZM135 250V249H134ZM141 250H139L138 252H141ZM216 250V249H215ZM230 250L232 251V249L230 248ZM48 251V250H47ZM119 251V250H118ZM145 250H143L144 252ZM156 251V250H155ZM220 251V250H219ZM26 252V251H24ZM136 252V250H135ZM147 252V251H146ZM145 252V253H146ZM153 252V251H152ZM23 253V252H22ZM46 253V252H45ZM43 253V254H45ZM119 253V252H118ZM133 253V252H132ZM130 254V253H129ZM140 254V253H139ZM155 254V253H154ZM161 254V252H160ZM164 254V253H163ZM166 254V253H165ZM164 254V255H165ZM145 255V254H144ZM151 255V254H150ZM153 255V254H152ZM151 255V256H152ZM156 255V254H155ZM154 255V256H155ZM204 255V257H203ZM221 255V253H220ZM40 256V257H41ZM45 256V255H43ZM138 256V255H136ZM157 256H160L159 254ZM27 257V256H26ZM25 257V258H26ZM27 257V258H28ZM120 257V256H119ZM123 257V256H122ZM125 257H128L125 255ZM141 257V256H140ZM156 257V256H155ZM232 257V258H234ZM143 258V257H142ZM147 258V257H146ZM161 258V256L159 257ZM164 258V259H165ZM203 258V260H202ZM227 258V257H226ZM230 258V257H229ZM29 259V258H28ZM93 259V258H92ZM129 259H131L129 257ZM136 259V258H135ZM151 259H154V258H151ZM150 259V260H151ZM162 259V258H161ZM163 259V260H164ZM32 260V259H31ZM37 260V259H36ZM94 260V259H93ZM126 260V259H125ZM125 260H122V264H127L125 263L124 261ZM134 260V258H133ZM132 260V261H133ZM137 260V259H136ZM149 260V259H148ZM157 260V259H156ZM206 260V262H205ZM33 261V260H32ZM97 261V259H96ZM96 261H92L93 263H95ZM99 261V260H98ZM118 261V260H117ZM141 261V262H140ZM137 262H134L132 264H146V260L144 259L142 261V259ZM145 261V262H144ZM66 262V261H65ZM115 262V261H113ZM119 262V261H118ZM130 262V261H129ZM164 262V264H165ZM21 263V262H20ZM131 263V262H130ZM150 263V262H149ZM155 263V262H154ZM152 263V264H154ZM230 263V264H231ZM92 264V263H91ZM117 264H121V262L117 263ZM148 264V263H147ZM156 264V263H155ZM228 264V263H226Z\"/></svg>",
    "mask_w": 264,
    "mask_h": 264
}]
</instances>
